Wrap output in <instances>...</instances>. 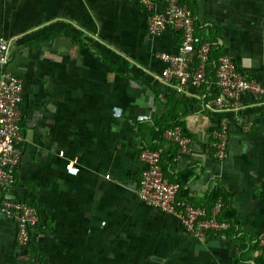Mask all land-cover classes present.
Segmentation results:
<instances>
[{"label":"crops","instance_id":"0c3cea01","mask_svg":"<svg viewBox=\"0 0 264 264\" xmlns=\"http://www.w3.org/2000/svg\"><path fill=\"white\" fill-rule=\"evenodd\" d=\"M184 1L196 44L212 41L209 81L186 91L164 79L158 56L174 51L182 32L149 33L138 0H0V38L10 44L9 69L23 78L26 97L23 156L7 194L40 209L29 250L42 264H146L140 251L156 241L153 264H264V249L254 240L257 247L243 249L239 238L264 235V98L244 95L249 130L233 110L208 104L223 52L264 81V0ZM224 116L228 155L216 159L206 144ZM176 124L191 137L185 152L163 134ZM144 147L161 152L172 181L194 171L184 185L194 205L218 184L230 192L240 233L199 240L176 215L143 201ZM68 157L77 158L79 174L66 172ZM16 233V222L0 215V264H33L17 259Z\"/></svg>","mask_w":264,"mask_h":264},{"label":"built area","instance_id":"2783aa9c","mask_svg":"<svg viewBox=\"0 0 264 264\" xmlns=\"http://www.w3.org/2000/svg\"><path fill=\"white\" fill-rule=\"evenodd\" d=\"M138 1L146 10L149 33L159 34L171 27L182 32L181 41L174 51L158 53L165 63L162 70L164 79L180 91H186L190 86L206 85L212 41L196 44L195 18L190 6L184 0H164L161 8L156 0ZM9 52V42L0 38V215L9 216L16 222L17 259L42 264L41 259L29 250L33 230L42 219L40 209L31 202L7 194L15 183L23 156L22 106L26 101L23 78L9 69ZM217 64V91L208 104L222 110H233L235 120L245 129H251V122L243 117L240 109L246 93L264 98V81L239 69L233 55L228 52L220 54ZM229 129L230 117L224 116L214 132V139L206 144V150L216 159H225L228 155ZM163 134L182 152L189 150L191 137L182 125L169 126ZM59 154L65 156V151L61 150ZM141 158L145 168L137 191L143 201L176 215L185 229L199 240H204L212 231L220 232L229 226L218 219L223 206L221 199L208 209L180 197L181 183L166 176L158 149L144 147ZM65 169L68 174H79L81 168L77 158L68 157ZM102 176L100 172L94 174L96 179ZM105 177L110 178L111 175L106 173ZM259 241L264 246V235L259 237Z\"/></svg>","mask_w":264,"mask_h":264},{"label":"trees","instance_id":"16d2710c","mask_svg":"<svg viewBox=\"0 0 264 264\" xmlns=\"http://www.w3.org/2000/svg\"><path fill=\"white\" fill-rule=\"evenodd\" d=\"M221 53V52H220ZM152 148V147H150ZM154 148V147H153ZM162 168H163V162H162ZM165 172V169H163ZM194 173V171L192 169H188L183 172V177L179 180L181 185H182V189H181V198L185 199L193 204H195L192 200H189V197H187V189L185 188V182L192 176V174ZM166 174V172H165ZM221 199L223 201V206L222 209L218 215V219L223 221V222H227L229 224V226L226 229L221 230L222 232H226V233H232L234 235H238L241 231L240 229V221L237 215V209L236 207L233 205L232 203V194L228 191H226V189L218 184L216 185L211 192L209 193L207 199H206V203L204 202L205 207H207L208 209H211V207L214 205L215 201ZM245 237V238H244ZM239 238H244L243 242L241 241L242 244V248H246V246L248 244H251V248L257 247V245H253V243H251L252 240H254L255 242H257V244H259V246L261 248L264 249V246L260 244L259 241V237H255L247 232H245L244 235L239 236ZM247 241V242H246Z\"/></svg>","mask_w":264,"mask_h":264},{"label":"rangeland","instance_id":"374dc122","mask_svg":"<svg viewBox=\"0 0 264 264\" xmlns=\"http://www.w3.org/2000/svg\"><path fill=\"white\" fill-rule=\"evenodd\" d=\"M158 243V241H156V244ZM156 244H152L151 245V247H150V249H149V251L148 252H144V254L142 253L143 251H140L141 252V255H142V259L144 260V262L146 261V264H148V263H150V264H153L154 263V260H155V258H151V256L150 255H153L154 254V248H155V246H156ZM159 244V243H158ZM155 255V254H154ZM148 257H150V258H148ZM148 258V259H147ZM156 258H158L157 256H156ZM157 261V260H156ZM156 264H158V263H156Z\"/></svg>","mask_w":264,"mask_h":264}]
</instances>
